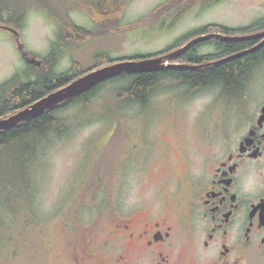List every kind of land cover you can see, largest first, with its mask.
Listing matches in <instances>:
<instances>
[{
  "label": "rangeland",
  "instance_id": "obj_1",
  "mask_svg": "<svg viewBox=\"0 0 264 264\" xmlns=\"http://www.w3.org/2000/svg\"><path fill=\"white\" fill-rule=\"evenodd\" d=\"M21 1L33 0H9ZM47 1L54 9L65 7V0ZM252 1L223 0L218 8L206 11L199 0H131L121 21L110 27H98L88 14L73 11L75 23L92 30L94 37L81 47L67 48L57 71L69 70L73 59L88 69L97 54L100 60H138L175 48L197 32L196 20L203 22L213 14L231 20ZM10 26L20 31L24 49L38 59L49 54L59 28L53 16L34 6L29 7L23 28ZM8 30L0 27V82L29 69ZM129 77L108 81L85 105L67 107L64 113L73 115L69 124L79 120L75 115L79 110L92 114L67 137L44 139L33 162L14 165L10 157L16 158L15 151L6 156L0 167V264H49L65 242L62 223L79 224L84 234L88 230L80 223L89 222L94 208H103L100 211L108 216L115 199L121 205H149L170 192L166 181L182 174L188 158L206 153L209 142L202 139L199 127L215 123L202 114L215 98L212 89L190 92L168 76L148 103L125 109L126 104L118 105L116 91L130 85ZM99 216L91 220L96 223L93 233L108 226L103 218L97 221ZM53 257L52 264H58L59 258Z\"/></svg>",
  "mask_w": 264,
  "mask_h": 264
},
{
  "label": "flooded vegetation",
  "instance_id": "obj_2",
  "mask_svg": "<svg viewBox=\"0 0 264 264\" xmlns=\"http://www.w3.org/2000/svg\"><path fill=\"white\" fill-rule=\"evenodd\" d=\"M199 1L206 11L223 3ZM244 6L231 20L216 14L203 22L196 20L197 32L192 37L166 52L142 57L162 56L205 36L179 55L188 53L190 60L173 58L167 63L190 64L196 67L179 69L206 71L239 58V80L231 88L224 78L200 85L175 78L190 92L212 89L215 93L212 103L202 109L207 121L215 123L199 127L202 139L209 142L206 153L188 158L182 174L166 181L170 192L149 205H121L115 199L108 216L100 211L103 208H94L89 222L80 223L88 230L84 234L79 224L62 223L65 242L61 253L52 255L59 258L58 264H264V0ZM3 28L9 29L29 69L15 72L0 85L15 76L22 82L35 79L39 69L49 71L44 58H33L24 49L19 30ZM227 57L231 58L218 62ZM57 68L56 73L62 72ZM207 110L216 115H207ZM97 214V221L107 220L108 228L93 233L91 226L96 223L91 220Z\"/></svg>",
  "mask_w": 264,
  "mask_h": 264
},
{
  "label": "trees",
  "instance_id": "obj_3",
  "mask_svg": "<svg viewBox=\"0 0 264 264\" xmlns=\"http://www.w3.org/2000/svg\"><path fill=\"white\" fill-rule=\"evenodd\" d=\"M130 3L131 0H65L62 3L65 7L59 10L54 9L47 0H33L30 2L0 0V26L15 24L17 27L23 28L28 9L34 6L53 16L59 27L58 35L49 54L43 57L49 71L39 69L35 79H28L22 82L19 81L18 76H15L10 81L0 85V116L26 107L40 97L68 84L93 69L121 60L111 58L100 60L101 54H97L96 58L98 59L88 69H83L81 63L73 59L69 70L59 73L55 71V66L67 48L81 47L94 37L92 30L75 23L71 18L73 11L88 14L98 27H110L112 24H118L121 21ZM234 45L235 43L229 44V46ZM190 58V54L186 53L183 57L178 56L174 60L182 61L190 60ZM239 66V58H236L220 67L206 71L172 67L157 71L124 72L108 78L39 116L21 122L12 128L1 130L0 167L6 156H12V151H15L16 154V158L10 157L14 159V165L19 161L26 160L27 163H31L35 158L39 157L40 151L45 145L41 143L44 139L54 142L56 141L55 139L59 140L67 137L66 134L73 128L78 127L75 132L78 131L83 120L88 117V114L92 113L83 112L86 109L79 110L75 113V115L79 114V120L69 124L68 121L73 115H66L64 110L80 102H83L84 105L89 103L90 97L110 80L129 76V79L132 78L129 86L121 87L116 91L118 105L124 103L127 105L125 108L127 109L130 105L141 106L148 103L152 98L150 96L153 94L154 89L162 83V79L168 76L180 77L187 83L198 85L224 78L229 88H231L239 80Z\"/></svg>",
  "mask_w": 264,
  "mask_h": 264
},
{
  "label": "water",
  "instance_id": "obj_4",
  "mask_svg": "<svg viewBox=\"0 0 264 264\" xmlns=\"http://www.w3.org/2000/svg\"><path fill=\"white\" fill-rule=\"evenodd\" d=\"M207 37V36H206ZM205 38H196L182 47L171 51L165 55L142 58L138 60H119L108 65L101 66L93 69L68 84L59 87L50 93L40 97L32 102L30 105L18 110L14 114L0 119V131L12 128L21 122H24L30 118L41 115L42 113L50 110L59 104L65 102L68 99L75 97L76 95L92 88L93 86L103 82L104 80L122 74L124 72H140V71H156L162 70L168 67L177 68H193L196 67L190 64L183 63H170L167 62L173 58L178 57L185 52L194 41ZM239 54H235L237 56ZM231 57L224 58L218 62L226 60Z\"/></svg>",
  "mask_w": 264,
  "mask_h": 264
}]
</instances>
